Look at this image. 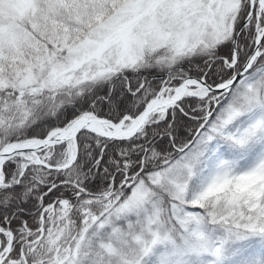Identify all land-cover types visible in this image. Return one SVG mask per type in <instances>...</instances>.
I'll list each match as a JSON object with an SVG mask.
<instances>
[{"label": "snow or ice", "instance_id": "1", "mask_svg": "<svg viewBox=\"0 0 264 264\" xmlns=\"http://www.w3.org/2000/svg\"><path fill=\"white\" fill-rule=\"evenodd\" d=\"M0 264H264V0H0Z\"/></svg>", "mask_w": 264, "mask_h": 264}]
</instances>
